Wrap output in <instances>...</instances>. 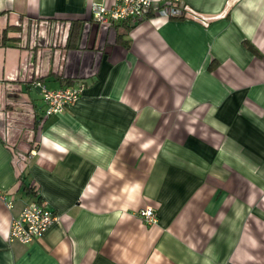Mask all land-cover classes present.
Masks as SVG:
<instances>
[{
	"label": "crops",
	"instance_id": "0c3cea01",
	"mask_svg": "<svg viewBox=\"0 0 264 264\" xmlns=\"http://www.w3.org/2000/svg\"><path fill=\"white\" fill-rule=\"evenodd\" d=\"M93 1L0 0V264H264V0ZM78 82L45 116L39 85ZM34 200L57 219L8 240Z\"/></svg>",
	"mask_w": 264,
	"mask_h": 264
},
{
	"label": "built area",
	"instance_id": "2783aa9c",
	"mask_svg": "<svg viewBox=\"0 0 264 264\" xmlns=\"http://www.w3.org/2000/svg\"><path fill=\"white\" fill-rule=\"evenodd\" d=\"M182 0H110L109 2L93 1L91 4L92 20L96 23L114 24L117 21H140L153 16L169 18L184 15L180 7ZM40 92L45 104L44 115L61 112L65 107L81 96L83 86L77 84L48 88L40 84ZM0 197L5 198L0 189ZM10 201L8 204L10 205ZM139 216L147 223L156 220L154 207L146 205L138 210ZM54 213L43 201L34 200L26 203L19 214L12 217L7 232L8 240L27 243L41 236L49 225L57 219ZM226 264H232L228 262Z\"/></svg>",
	"mask_w": 264,
	"mask_h": 264
},
{
	"label": "trees",
	"instance_id": "16d2710c",
	"mask_svg": "<svg viewBox=\"0 0 264 264\" xmlns=\"http://www.w3.org/2000/svg\"><path fill=\"white\" fill-rule=\"evenodd\" d=\"M149 16H153V14L152 13H150L149 14ZM125 22H126V20H124ZM73 24V23H72ZM71 24V26H70V30H69V34H68V41H67V44H68V42L71 40V38L73 37L74 39L76 38V36H77V34H78V32H79V30H80V25H72ZM4 36H5V34L3 33L2 34V38H4ZM126 45H127V43H125ZM65 85H71V84H65ZM32 190H33V188H32ZM33 192H34V190H33Z\"/></svg>",
	"mask_w": 264,
	"mask_h": 264
}]
</instances>
